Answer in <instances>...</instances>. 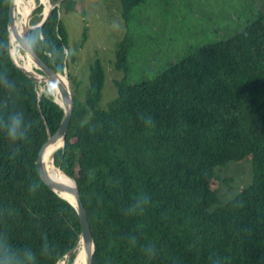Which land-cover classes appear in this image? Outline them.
<instances>
[{
  "label": "trees",
  "instance_id": "trees-1",
  "mask_svg": "<svg viewBox=\"0 0 264 264\" xmlns=\"http://www.w3.org/2000/svg\"><path fill=\"white\" fill-rule=\"evenodd\" d=\"M145 1L119 0L126 30L114 48V68L123 73L116 95L101 107L105 69L96 57L83 100L71 83L65 144L53 153L87 212L91 264H264V8L233 34L133 81L129 27ZM72 2L62 0L28 35L56 72L74 60L61 19ZM8 33L7 0H0V264H71L78 215L31 170L62 110L51 85L14 64ZM243 160L252 179L222 202L211 182Z\"/></svg>",
  "mask_w": 264,
  "mask_h": 264
},
{
  "label": "rangeland",
  "instance_id": "rangeland-1",
  "mask_svg": "<svg viewBox=\"0 0 264 264\" xmlns=\"http://www.w3.org/2000/svg\"><path fill=\"white\" fill-rule=\"evenodd\" d=\"M72 1L61 9V19L68 33V49L74 56L66 68L71 91L72 84H75V91L83 100L88 68L98 57L105 69L100 102L105 108L116 95L114 80H120L123 75L113 65L115 45L126 30L119 12V0ZM263 8L264 0L145 1L135 7L134 10H141L130 22L129 31L135 41L129 55V78L140 81L180 59L190 49L233 34ZM36 10L32 11L30 19L42 17L43 10L34 14ZM20 17L17 12L15 19L18 27L21 26ZM15 50L14 56L32 66L17 45ZM217 173L220 179L212 181L211 185L222 202L229 200L252 179L251 168L245 160L231 161L227 168L217 170Z\"/></svg>",
  "mask_w": 264,
  "mask_h": 264
},
{
  "label": "water",
  "instance_id": "water-1",
  "mask_svg": "<svg viewBox=\"0 0 264 264\" xmlns=\"http://www.w3.org/2000/svg\"><path fill=\"white\" fill-rule=\"evenodd\" d=\"M49 2V6L45 7L43 0H37L35 2L32 1V4L27 11L26 15L22 17L23 22L22 25L25 26V30L22 35H19L17 33L16 28V22L14 19V15L12 13L11 9V0H7V18H8V38H10V33H12L15 36V41L17 44V47L21 51V53L28 58L31 64H33L36 68H38L42 73L38 74L32 70V72H27L24 69V65L19 64L16 60V57L11 54L10 56L14 64L22 70L29 78L33 79L35 82H44L49 85H51L55 93L59 95L60 102H57L55 99L54 101L57 102L59 107L62 110V118L60 120L59 126L56 129L54 133H50L47 131V138L46 140L40 145L38 148L35 157L32 161V174L35 178L36 182L43 188L47 190H51L55 192L58 196L68 201L75 209L80 223V232L78 234V238L76 241V245L78 242H81V245L84 250V264H91L92 261V254L94 251V242L90 230V225L88 222L87 212L84 208V205L82 203L77 185L73 178L69 177L67 174H65L59 166H56L55 168L59 171H61L65 176H67L72 182L73 185H68L62 182H59L56 180L52 175L45 172L44 169H42L40 164V156L42 155V152L47 147H54L56 149L63 148L65 144V135L66 130L68 126V122L70 119V114L73 107V94L71 91L70 83L67 78L66 74V68L64 67L61 72H56L52 68H50L44 60L38 55V53L31 47V45L28 42V35L29 32L32 29L40 30L44 22L46 21L51 9L54 6H59L62 0H57L55 3H52L50 0H47ZM39 5H42V17L40 21L35 25H30V15L34 9H36ZM9 45L10 42H9ZM11 48V46H10ZM37 74L38 77H34L33 74ZM40 94H38V97ZM70 196V199L68 198ZM74 247L70 249L65 255L64 258L67 257L72 251Z\"/></svg>",
  "mask_w": 264,
  "mask_h": 264
},
{
  "label": "bare ground",
  "instance_id": "bare-ground-1",
  "mask_svg": "<svg viewBox=\"0 0 264 264\" xmlns=\"http://www.w3.org/2000/svg\"><path fill=\"white\" fill-rule=\"evenodd\" d=\"M32 1L33 0H11V9H12V13L14 15V19H15V16H16L17 12H19L20 16H21L20 17V22H21V26L20 27H18L17 21L15 19L17 33L19 35H22L24 30H25V28H26L25 26L22 25V22H23L22 17L26 15L27 11L29 10V8L31 6L30 3L32 4ZM43 3L45 5V7L49 6V2L47 0H43ZM9 42L11 44L10 51H11V54H13V52L16 51L15 50V45H17V44H16V41H15V36L12 33H10ZM26 59L28 60V58H26ZM23 65H24V69L27 72H32V68H31L29 62H24ZM33 75H34V77H38L36 73L33 74ZM54 99L57 102H60L59 95L55 93V90H54ZM55 150H56V148H54V147L45 148V150L42 152V155L40 157L41 167H42V169L45 170V172H47L48 174L52 175L59 182L71 185L70 181H69V178L67 176H65L61 171H59V170H57L55 168L56 166L53 163V153H54ZM68 198L70 199V196H68ZM84 257H85V254H84L83 247L81 245V242H78L77 243V251H76V254H75L74 259H73L71 264H84ZM58 264H63V260L58 262Z\"/></svg>",
  "mask_w": 264,
  "mask_h": 264
},
{
  "label": "clouds",
  "instance_id": "clouds-1",
  "mask_svg": "<svg viewBox=\"0 0 264 264\" xmlns=\"http://www.w3.org/2000/svg\"><path fill=\"white\" fill-rule=\"evenodd\" d=\"M19 127V120H14L12 126L9 128V134L15 136L17 134V129Z\"/></svg>",
  "mask_w": 264,
  "mask_h": 264
}]
</instances>
